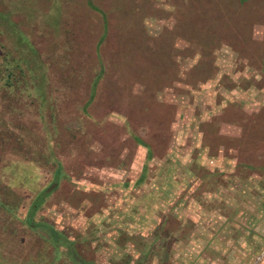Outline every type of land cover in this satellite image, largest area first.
Returning <instances> with one entry per match:
<instances>
[{
  "label": "rangeland",
  "instance_id": "obj_1",
  "mask_svg": "<svg viewBox=\"0 0 264 264\" xmlns=\"http://www.w3.org/2000/svg\"><path fill=\"white\" fill-rule=\"evenodd\" d=\"M62 1L0 0V264H264V0Z\"/></svg>",
  "mask_w": 264,
  "mask_h": 264
},
{
  "label": "crops",
  "instance_id": "obj_2",
  "mask_svg": "<svg viewBox=\"0 0 264 264\" xmlns=\"http://www.w3.org/2000/svg\"><path fill=\"white\" fill-rule=\"evenodd\" d=\"M21 1H23V0H21ZM40 1L41 0H39V2ZM59 1L63 2L62 0H56L55 8L51 12L52 18L48 19L49 21H51V23L53 22L56 26H59L58 24L61 20V18H60L61 13L59 12L61 10V7H60ZM66 1H68V0H66ZM128 1L129 0H126V1L125 0H103L102 6H100L101 1L98 2L99 5L97 6L96 4H91L90 0H85V5L89 6L91 8L90 12L92 11V13H95V14L93 16H91V14L89 16H87V15L82 16V22L83 23H81V21L79 22L80 18L75 19V17H73L74 19L71 18V20H70L71 21L70 25L73 26V20H76L77 26H79L78 25V22H79V24H83V25L86 24L87 27H90L91 23H93V21H92V20H94L93 18H95L97 21L99 20L98 21L99 29H98V32L96 34L97 38H96L95 42H100L102 39H105V35H107V26H110V25H111V27L113 26L116 29L115 36L117 37V41H118V37H120L119 35H122V33L124 34V32H122V33L120 32L122 30H119V28L128 27L127 24L128 25L132 24V25L138 26L137 23L136 24L132 23L133 19L131 18V15L129 18V15L127 14L128 9H130V8H128L129 7ZM9 3H11V2L9 1ZM21 6L23 7V10H25V6H23V4L18 5L17 7L20 8ZM8 8L11 9L9 5H8ZM84 8H81V9L84 10ZM106 9L109 11L110 15L112 16L113 23H110L107 21L108 17H107V13L105 11ZM40 11H41V13L38 14V17H41V15H43L44 12L45 13L47 12V11H43L41 8H40ZM84 12L87 14V8L84 10ZM51 13H50V15H51ZM41 33L43 34V36L46 35V33H43V31H41ZM254 34L255 33L253 31V35ZM92 35H94V33H92Z\"/></svg>",
  "mask_w": 264,
  "mask_h": 264
},
{
  "label": "trees",
  "instance_id": "obj_3",
  "mask_svg": "<svg viewBox=\"0 0 264 264\" xmlns=\"http://www.w3.org/2000/svg\"><path fill=\"white\" fill-rule=\"evenodd\" d=\"M20 0H16V2L18 3V5H19V2ZM102 68H100L99 70H98V72H97V75H96V77L94 78V80L91 82V85H90V96L92 95V92H93V90H94V87H95V84H96V82H97V80H98V77H100V75H101V70ZM42 196V192L39 194V196L38 197H36V199L35 200H37V198H39L40 199V197ZM38 199V200H39ZM35 203L36 202H34L31 206H30V210H29V213L25 216V225H27L26 226V228L25 229H29L30 228V226H32V217H31V214H32V208H34L35 206ZM50 229V227L48 228V232L50 233V237H51V241L53 242V244L55 245H64V246H70L71 245V243H70V240H67V239H63L62 238V240L63 241H60L59 239H60V234L57 232V231H54V230H49ZM147 244H144V246H143V248H139V252H140V254H141V258L138 260V261H147L148 259H149V257H150V253L152 252L151 251V249H149L150 247H147L146 246ZM146 247V248H145ZM77 260V262L79 263V264H88L87 262H84V261H82V260H80V259H76ZM142 262V263H143Z\"/></svg>",
  "mask_w": 264,
  "mask_h": 264
},
{
  "label": "water",
  "instance_id": "obj_4",
  "mask_svg": "<svg viewBox=\"0 0 264 264\" xmlns=\"http://www.w3.org/2000/svg\"><path fill=\"white\" fill-rule=\"evenodd\" d=\"M52 186H54V184H52L51 186H49L46 191H48L50 188H52Z\"/></svg>",
  "mask_w": 264,
  "mask_h": 264
}]
</instances>
